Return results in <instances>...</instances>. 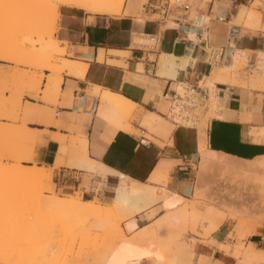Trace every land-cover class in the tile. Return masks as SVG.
I'll list each match as a JSON object with an SVG mask.
<instances>
[{"label": "crops", "instance_id": "0c3cea01", "mask_svg": "<svg viewBox=\"0 0 264 264\" xmlns=\"http://www.w3.org/2000/svg\"><path fill=\"white\" fill-rule=\"evenodd\" d=\"M252 1H203L197 13L209 18L206 32L193 26L189 14L169 11L163 16L153 3L141 10L129 2L120 15L112 16L60 8L53 39L65 48L66 60L85 66L84 73L63 72L55 95L50 97L44 91L47 83L51 86V74L43 71L37 98L31 92L22 96L24 110L19 123L0 119V124L20 125L24 118L31 138L48 137L47 155L38 165L33 164L45 168L55 192H80L83 201L111 206L120 189H136L120 208L127 218L123 224L126 232L148 230L150 224L164 217L176 220L178 215L173 210L189 201L190 172L195 163L200 169L197 186L204 181L206 169L237 177L264 170V123L262 128L259 124L260 116L264 122V83L257 86L264 81V70L258 67L264 57V33L248 34L251 30L239 18L241 9ZM171 15L173 25L164 26ZM155 16L159 18H151ZM155 34L160 35L158 51L132 46L134 36L138 40L137 35ZM211 48L221 51L219 68L208 62ZM234 61L254 69L249 77L251 90L236 86L245 80L239 75V67L233 69ZM14 68L13 63L0 60L1 71ZM211 79L219 90L212 119L199 128L174 124L168 128L163 121L167 120L169 102L165 95L170 96L178 83ZM102 93L132 104L128 117L136 121L123 120L131 132L100 116ZM146 121H151L152 132L144 126ZM259 223L245 246L251 256L264 260V230ZM225 229L229 230L228 221L213 223L204 241L186 243L190 263L147 256L140 264H238L232 254L234 248L225 241Z\"/></svg>", "mask_w": 264, "mask_h": 264}, {"label": "rangeland", "instance_id": "374dc122", "mask_svg": "<svg viewBox=\"0 0 264 264\" xmlns=\"http://www.w3.org/2000/svg\"><path fill=\"white\" fill-rule=\"evenodd\" d=\"M81 1L82 0H50L52 5L51 8L44 10L33 23L11 31L7 30V32H5L6 28L0 27V31L5 30V33L1 31L4 37L7 33L6 35L8 38L5 37V40V38L2 37L3 34H0V38H3L0 40L7 41L6 43L4 41V44H0V55H8L7 58L12 56L28 64H14L15 68L10 72H3L0 70V119H8L13 122H17V119L20 120V115L24 110L21 105L22 96L25 92H31L34 93V97L37 98V92L39 93L38 89L41 86L40 82L44 79L42 72L46 70L44 66L57 68L58 66H62L65 62H68V60L64 58L65 48L59 47V43L53 39L54 27L59 16L58 10L60 8H75L88 13L79 6L78 2ZM203 1L209 0H125L123 6L125 4L128 5L129 2H135L136 8L142 10L143 5L147 3L155 4L158 2L169 6L168 9L170 12L173 11L178 15L189 14V18L194 19ZM10 3V1L0 0V16L4 17V13L10 9L8 7ZM263 4L264 0H253L251 3L247 4L246 7L242 8L250 9L260 17V27L250 29L251 31H247L248 34L264 33ZM185 5L189 7L187 12H183V6ZM151 18L157 19L159 17L155 16ZM171 19L172 15L169 16V19L165 23L166 27H171L173 25ZM138 38L141 40L138 41L135 39V36L133 40L135 39V42L141 44L147 43L146 38ZM132 46L135 47L133 44ZM55 49V53H51L53 56L47 54L50 50L52 51ZM9 60L10 59L6 61L9 62ZM245 66L246 64H240L237 61L233 63V69L239 67V75L245 80L244 82H239L240 84L236 86L251 90L252 87L249 82V77L253 75L254 69L245 68ZM258 67L264 70V57L259 61ZM216 69L217 68H215V70ZM38 80L40 82H38ZM205 82L207 86L212 88L214 79L210 81L205 80ZM38 85L39 87H36ZM55 91L56 88L49 86L47 83L44 94L45 96L48 95L51 97L55 95ZM5 93L9 94L8 97L4 96ZM213 110H215V108L210 112L202 113L198 125L202 122L201 126H204L206 122L212 119ZM166 112L167 111H165V113ZM124 120L128 123L136 121L134 117H128ZM163 121L167 124L168 128H173L170 120ZM263 123V116H260L259 124L261 128ZM147 128H149V132H152L154 129L153 127L151 128L150 125L147 126ZM137 134H139L138 131ZM30 140L31 136L25 131L24 118H22V123L20 125L0 124V167L4 168L5 166L4 169L6 171V168L15 166L18 163L26 166L22 161L28 151ZM32 166L37 167L36 164ZM1 170L0 174L2 172L5 173V171L1 172ZM7 171L5 174H8ZM199 171L198 162L191 166L190 198L189 201H184L181 207L178 206L173 210L174 214L178 215L176 220H170L164 217L150 224L148 227L149 235L147 239L139 241L137 243L138 247L150 254L148 257L160 256L164 262L174 257L178 263L184 260L190 263V259H187L189 251L187 250L188 245L186 243L193 244L200 239L204 241V239L208 237L207 233L213 223L220 224L226 220L229 224V230H224L228 233L225 241L234 248L232 254L233 257L238 260V264H261L263 260H261L262 256H251L249 248L245 246V242L252 229L261 221V212L264 210V170L244 175V177H237L233 174H226L225 171L206 169L204 181L200 186H197L195 181ZM3 173L0 175V178L6 180L9 176L10 179L8 178L6 181H13L12 175L8 174L5 176ZM47 173L49 172L47 171ZM46 180L47 183L42 185V187L44 190L51 193V195H56L65 200H69L70 198L73 200L82 199L80 192L72 194H65L61 191L55 192L54 186L51 184V177H47ZM162 182L165 183L166 181L163 180ZM157 192L161 195L160 190ZM39 193L40 192H37L34 196V202L27 219H24L22 216H15L13 220L12 228L22 226H26V228L31 227V232L29 231L30 234L22 245L11 247L5 244L3 240L4 225L0 222V242H3V245H0V258L9 256L15 259L24 254L26 255V253H28L30 257L36 250H41L39 249L40 246L44 244V241L45 244L47 243L46 240L51 238L50 235L55 234L53 236L60 239V249L54 248L51 254H55L57 258L61 257L57 262L58 264H60V260L64 261L65 258L70 262H75L76 260L74 264H97L96 258H99V255L117 244L121 238H131L138 233H129L125 231L123 224H125L127 218L123 216L121 210H115V212L113 210L110 212V205L102 204L96 200L85 202L95 206L99 204L104 207L106 206V208L108 207L106 211H109L105 213L107 215H104L105 217L103 218L102 216L90 217L85 221H80L72 219L71 214L64 210H58L59 213L41 212L37 204L39 202L41 203V199H35ZM236 196L241 199L237 200ZM41 214L43 216H41ZM205 224H208V227H205ZM2 247L5 249H2ZM7 248L10 250H7ZM45 250L46 249H42L41 251L43 252ZM56 250H59V252H57L58 254H56ZM53 260L55 259L52 258V261ZM69 261L66 264H69Z\"/></svg>", "mask_w": 264, "mask_h": 264}, {"label": "bare ground", "instance_id": "6f19581e", "mask_svg": "<svg viewBox=\"0 0 264 264\" xmlns=\"http://www.w3.org/2000/svg\"><path fill=\"white\" fill-rule=\"evenodd\" d=\"M6 1L12 2V0H6ZM124 1L125 0H82L81 2H78V3H79V6H81L85 11H87L90 14H106V15L112 16V15H119L120 14L122 7H123V4H124ZM4 14H5L4 17L7 18L9 14H14V10L8 9ZM239 18L244 21V25L247 29H253L256 27H260L259 26L260 17L254 11H252L250 9H241V11L239 13ZM1 31L3 33H5V32H7V29H6V31L5 30H1ZM1 31H0V34H3ZM6 34H5V37L7 38ZM2 37H4V34ZM6 38H5V40H6ZM0 39H3V38H0ZM5 40H0V42H1L0 44H2ZM140 40L141 39H138V41H140ZM133 41H136V40L134 39ZM6 42L7 41H5V43ZM133 44H135V42ZM50 51L47 54H50L51 56H53V54H51V53L56 51V49L52 50L51 52ZM7 56L0 55V60H5V61L7 60L8 61V59H10L9 62L13 63L15 65H23V64L28 65L27 63L21 62L19 59H15L12 56L7 58ZM46 56H49V55H46ZM99 60L100 61L102 60V52L100 53ZM219 67L220 66H218L217 68H219ZM44 69L50 71L51 75L49 76L48 80L51 83V86H53L54 88H57V86L59 85V83L61 81V75L63 72H67L70 75L71 74H80V73L82 75V73H84L85 66L80 64V63H77V62L68 61V62H65L64 64H62V66H58L57 68L56 67H50V66H44ZM40 81H41V79H40ZM40 81L38 80V82H40ZM263 83H264V81L260 80L257 83V86H262ZM36 87H39V85ZM32 92H34V91H32ZM37 94H38V92H37ZM100 101H101L100 102V116L109 120L114 125L119 127L121 130H123L125 132H131L130 127L128 125H126V122H125V124H123V120L129 116L130 111L132 109V104L129 103L128 101H126L122 97L110 95L108 93H104L102 95ZM17 103H18V101H17ZM215 107H216V100H214V102L212 103V105L210 106V109L208 111L210 112ZM150 123H151V121H146L144 123V126L147 127V126L151 125ZM201 124H202V122L196 128H199L201 126ZM177 126H183V127L190 128L188 125H177ZM212 158H214L213 161H216V162L220 160L217 157H212ZM219 162H224V160H220ZM261 165H262V162H261ZM3 166H4V164H3ZM4 168H5V166H4ZM4 168H1L2 170L0 169L1 172L5 171ZM7 169H8V171H7ZM6 171L9 175L13 176V181L16 179V177L18 176L19 173L34 174L40 178H45V176H46V170H44L43 168H38L36 166H32L31 168H28L27 166H23L21 164H17L15 166L10 167V168H6ZM6 171H5V173H6ZM5 173H3V175H5V176L8 175ZM8 178H9V176H8ZM8 178H6V180ZM136 192H137V190L134 188L129 190V192L126 191V189L124 187L122 189H120L119 192L117 193V197H115L116 200H115L114 204L111 205V207L109 208L110 212L113 210H114V212H115V210L119 211L120 208H122L123 205L125 204V200L128 198V196H132ZM35 199L40 200L41 194L39 193L35 197ZM43 199L47 200L48 203L46 205H42L40 202H39L40 204L37 203L38 208L41 212H45V213L46 212H49V213H57L58 212L59 213L58 210H64V211H68L71 214L72 219H77L80 221H85L90 217H101L102 216V218H103L107 215L105 213L109 211V210L106 211V209L108 208V207L106 208V206L104 207V206H101L99 204L96 206L92 205V204H88L87 202L83 201L80 198L78 200H73L71 198L69 200L68 199L65 200V199L59 198L56 195H51L50 197H43ZM41 216H43V215L41 214ZM22 227H24V228H22ZM22 227L12 228L13 229L12 230L13 231V239H12L11 245H9V246L16 247L20 244L22 245L24 243V240L29 236V234L31 232L30 231L31 227L30 228H28V227L26 228V226H22ZM53 235H55V234L50 235L52 239L49 238L48 239L49 241L46 240V242H47L46 244L44 241L43 245L46 248L43 245L40 246L39 249H41V250L46 249L45 251L42 252L39 249H38L39 251L34 250L35 252H33L30 255V257L28 256V253H26V255L24 254V255L17 257L15 259H12L9 256H5V257L0 258V264H55V263H57L59 258L61 259V257L57 258V256H55V254L52 255L51 253H52L54 248L60 249V241H59L60 239H58V237L53 236ZM148 235H149L148 230H147V228H145V229L139 230L137 235H135L131 238H125L124 236H122L124 238H121L117 244L110 247V249L106 250L101 255H99L98 256L99 258H96V261L98 262L97 264H140V261L142 260V258L147 257L150 254H148L145 250L138 247L137 243L139 241H143V240L147 239ZM50 239H51V241H50ZM48 242H49V245H48ZM2 243L0 242V245ZM57 244H59V245H57ZM47 246H48V248H47ZM11 247H10V249H11ZM2 249H5V248L2 247ZM8 249L9 248H7V250ZM57 252H59V250L58 251L56 250V254H58ZM50 256H52V257H50ZM52 258L55 260L52 261ZM66 260L67 259L65 258L64 261L60 260L59 262H60V264H62V263L66 264L69 261V260H67V261ZM65 261H66V263H65ZM70 263L74 264V263H76V260H75V262H70Z\"/></svg>", "mask_w": 264, "mask_h": 264}, {"label": "snow or ice", "instance_id": "6c2138e0", "mask_svg": "<svg viewBox=\"0 0 264 264\" xmlns=\"http://www.w3.org/2000/svg\"><path fill=\"white\" fill-rule=\"evenodd\" d=\"M50 0H12L8 7L14 10L7 18L0 16V27L11 31L22 28L33 23L46 9L51 8ZM8 123H11L9 120ZM19 123V119H17ZM47 136H36L31 138L28 151L22 161L28 168L32 167L35 161L37 165L46 155L45 145ZM11 163V161H10ZM45 178L34 174L19 173L14 181H6L0 178V222L3 223V240L6 245H11L13 239V220L15 216H22L24 219L30 214L34 196L37 192L41 194V204L46 205L47 200L43 197H50L51 193L44 190L42 185L46 184ZM261 230H264V219L259 223ZM264 250V244L261 245ZM264 264V260L261 261Z\"/></svg>", "mask_w": 264, "mask_h": 264}, {"label": "built area", "instance_id": "2783aa9c", "mask_svg": "<svg viewBox=\"0 0 264 264\" xmlns=\"http://www.w3.org/2000/svg\"><path fill=\"white\" fill-rule=\"evenodd\" d=\"M156 9L162 11V15L165 16L169 12V6L161 3H155ZM189 7L183 6L184 12H187ZM185 15V14H184ZM219 21H223L219 18ZM166 23V22H165ZM209 23V18L204 14H197L193 19V26L201 31L206 32ZM165 26V24H164ZM138 37L146 38L147 43H135L136 48L142 49L147 52H156L159 48L160 35H149ZM220 50L209 49L208 62L213 67L219 65ZM219 90L215 84L212 88L206 85L205 81L199 83L181 82L178 83L172 90L170 96L165 95L168 102V108L166 112L167 120H170L174 125H188L189 127H197L202 113L208 112L210 106L218 99Z\"/></svg>", "mask_w": 264, "mask_h": 264}]
</instances>
